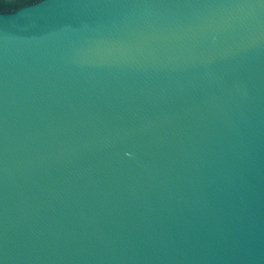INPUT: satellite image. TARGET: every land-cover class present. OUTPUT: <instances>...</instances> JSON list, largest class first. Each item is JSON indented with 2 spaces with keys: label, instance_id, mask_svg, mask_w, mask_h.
Returning <instances> with one entry per match:
<instances>
[{
  "label": "water",
  "instance_id": "1",
  "mask_svg": "<svg viewBox=\"0 0 264 264\" xmlns=\"http://www.w3.org/2000/svg\"><path fill=\"white\" fill-rule=\"evenodd\" d=\"M0 264H264V0H0Z\"/></svg>",
  "mask_w": 264,
  "mask_h": 264
}]
</instances>
